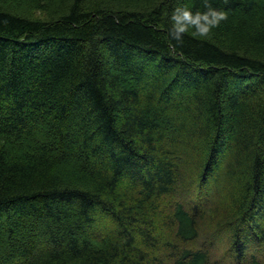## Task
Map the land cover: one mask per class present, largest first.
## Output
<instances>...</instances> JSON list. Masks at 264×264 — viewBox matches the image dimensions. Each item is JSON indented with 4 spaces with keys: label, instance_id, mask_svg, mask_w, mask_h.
Segmentation results:
<instances>
[{
    "label": "trees",
    "instance_id": "obj_1",
    "mask_svg": "<svg viewBox=\"0 0 264 264\" xmlns=\"http://www.w3.org/2000/svg\"><path fill=\"white\" fill-rule=\"evenodd\" d=\"M176 2L0 0V264H264V0Z\"/></svg>",
    "mask_w": 264,
    "mask_h": 264
},
{
    "label": "clouds",
    "instance_id": "obj_2",
    "mask_svg": "<svg viewBox=\"0 0 264 264\" xmlns=\"http://www.w3.org/2000/svg\"><path fill=\"white\" fill-rule=\"evenodd\" d=\"M204 5L203 10H193L177 0L167 16L170 40L183 43L185 34L190 31L193 37L207 38L214 28H218L222 21L228 19V11L212 6L210 0H204Z\"/></svg>",
    "mask_w": 264,
    "mask_h": 264
},
{
    "label": "rangeland",
    "instance_id": "obj_3",
    "mask_svg": "<svg viewBox=\"0 0 264 264\" xmlns=\"http://www.w3.org/2000/svg\"><path fill=\"white\" fill-rule=\"evenodd\" d=\"M192 189L193 188H192L191 182H188V184L185 185L184 191H183V194L185 193L184 194L185 196L184 197H183V195H178V196H182L183 199H187V200L190 197L191 198L194 197V200L195 201H197V202L201 201L204 197H202L203 195L200 194L197 191V188L196 187L194 188V191H195L194 192V195L193 196H190L188 198L186 197L188 195V192L187 191H189V190L191 191ZM197 193H199L200 196L199 195H196ZM204 232L205 231H202L200 233V236L197 239L196 244L210 249L213 252V255L215 257L214 261H216V260L218 261L217 264H232L231 263V262H233L232 261V257L228 253L229 250L225 249L226 248L225 247L226 246V243L223 242V241H225L226 237L224 236V233H223L222 229L215 230L214 232L211 231L208 234H206ZM206 235H209L210 236V239H209L210 242L205 238Z\"/></svg>",
    "mask_w": 264,
    "mask_h": 264
}]
</instances>
